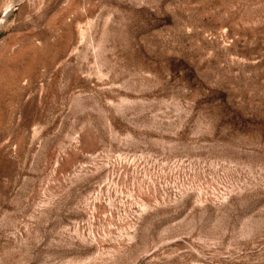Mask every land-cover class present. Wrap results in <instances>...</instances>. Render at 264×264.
Returning a JSON list of instances; mask_svg holds the SVG:
<instances>
[{
  "label": "rangeland",
  "instance_id": "1",
  "mask_svg": "<svg viewBox=\"0 0 264 264\" xmlns=\"http://www.w3.org/2000/svg\"><path fill=\"white\" fill-rule=\"evenodd\" d=\"M0 264H264V0H0Z\"/></svg>",
  "mask_w": 264,
  "mask_h": 264
}]
</instances>
